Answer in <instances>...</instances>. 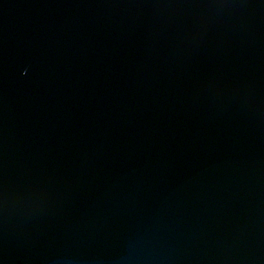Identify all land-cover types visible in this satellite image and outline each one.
Returning <instances> with one entry per match:
<instances>
[{
  "label": "water",
  "instance_id": "1",
  "mask_svg": "<svg viewBox=\"0 0 264 264\" xmlns=\"http://www.w3.org/2000/svg\"><path fill=\"white\" fill-rule=\"evenodd\" d=\"M0 264H264V0H0Z\"/></svg>",
  "mask_w": 264,
  "mask_h": 264
}]
</instances>
